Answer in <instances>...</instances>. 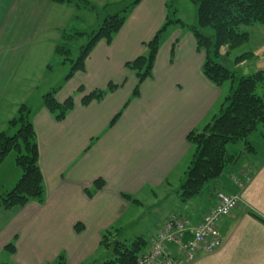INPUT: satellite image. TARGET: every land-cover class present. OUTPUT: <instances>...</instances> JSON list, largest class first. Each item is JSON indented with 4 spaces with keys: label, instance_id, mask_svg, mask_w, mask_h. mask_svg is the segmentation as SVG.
<instances>
[{
    "label": "crops",
    "instance_id": "obj_1",
    "mask_svg": "<svg viewBox=\"0 0 264 264\" xmlns=\"http://www.w3.org/2000/svg\"><path fill=\"white\" fill-rule=\"evenodd\" d=\"M168 4L169 0H141L112 42L96 45L85 71L65 79L70 85L77 75L90 74L86 84L80 85L83 94L86 87L89 94L117 85L104 100L89 106L76 102L63 121H57L43 106L44 94L28 105L37 133L45 194L42 202L0 209V264H57L60 257L65 264H101L110 255L101 244L107 231L115 234L112 241L144 238L150 243L173 213L186 218L192 227L197 225L217 205L221 194L240 195L239 205L218 222L222 247L200 253L193 263L180 264H264V138L257 135L258 146L249 141L253 152L241 143L230 146L236 161L193 201L181 203L178 194L165 191L171 183H180L189 167L192 147L188 134L203 130L228 96L226 84L216 87L204 76L205 55L188 28H168L152 78L142 84L140 96L131 99L116 124L109 126L137 83L125 64L147 53L145 44L166 23ZM82 6L73 0H0V108L19 87L33 83L34 92L40 88L28 71V57L35 48L40 51L46 33L53 35L59 26L57 17L81 11ZM247 32L250 40L244 46L257 41L247 52L244 46L236 55L237 50H221L222 55H229L230 64L250 55L251 61L234 66L241 75L264 70V25L248 27ZM58 39L52 36L49 41ZM248 68L253 72H247ZM22 104L15 101L8 117ZM11 119L0 124V132ZM246 173L251 179L242 188L237 178ZM20 177L18 173L2 186L0 195L13 189ZM97 181L104 184L99 190ZM145 191L156 199L151 206L165 207L158 225L154 220L147 223L151 219L143 211ZM10 244L15 246L14 253L6 249Z\"/></svg>",
    "mask_w": 264,
    "mask_h": 264
},
{
    "label": "trees",
    "instance_id": "obj_2",
    "mask_svg": "<svg viewBox=\"0 0 264 264\" xmlns=\"http://www.w3.org/2000/svg\"><path fill=\"white\" fill-rule=\"evenodd\" d=\"M140 1L136 0L123 9L122 3L108 4L104 7V10L108 11L107 15L99 22L97 29L92 31L89 44L82 48L78 60L73 62L66 80L85 71L86 61L96 45L102 41L110 44L126 23L128 13ZM190 1L196 6L195 25H187L180 19L173 20L170 15L171 5L168 4L166 23L145 44L147 53L126 63L125 68L134 74L137 83L130 100L109 125L113 127L116 124L130 105L131 99L140 96L142 84L152 78L155 62L168 28L171 25L188 28L196 40L198 50L204 52L202 67L204 76L216 87L230 84V90L220 106L219 113L212 121L203 130L188 134L187 139L192 147L190 163L179 188L175 191L181 203H189L198 198L208 184L222 177L226 167L236 161L237 157L229 153L230 146L242 141L246 144V151L253 152L255 149L249 143V137L258 132V135L264 138V70L241 75L234 66L246 59L250 60V55L245 54L230 64L227 60L229 55L221 54L222 48L226 47L231 52L249 42V32L243 31V27L264 25V0ZM111 9L114 11H110ZM176 13L175 10L173 16H176ZM208 30L212 33L207 34ZM68 52L69 49L65 45L56 48V54L59 56ZM65 57L66 62L68 56ZM249 71L248 68L247 72ZM117 89V85L109 84L106 89L94 90L84 96L82 106L101 102ZM260 89L263 93L259 92ZM79 90L82 91V87ZM42 103L57 121H63L75 107V100L71 96L63 102L58 101L56 90L45 94ZM31 114V108L22 104L17 115L8 122L7 131L0 132V166L11 153H15L16 166L22 171V176L15 187L0 195V209L5 211L24 207L32 201L42 202L44 199V176L40 168L37 133ZM250 179V175L246 173L242 178H237V184L240 183L243 188ZM103 186L102 181L95 183L96 190ZM125 198L131 200L128 196ZM111 233L114 234L110 231L102 238L101 244L109 250L110 255L101 264H138L140 256L149 248L148 240L137 238L131 243L112 241ZM6 249L10 253L15 252L14 244L8 245ZM63 260L64 258L60 257L57 264H65Z\"/></svg>",
    "mask_w": 264,
    "mask_h": 264
},
{
    "label": "rangeland",
    "instance_id": "obj_3",
    "mask_svg": "<svg viewBox=\"0 0 264 264\" xmlns=\"http://www.w3.org/2000/svg\"><path fill=\"white\" fill-rule=\"evenodd\" d=\"M73 1H75L77 5L79 4L83 5L82 7L84 8L81 11H76V12L73 11L69 13L67 16L62 14L55 19L57 20L56 22L57 24H59V26L57 27V29L55 30L52 36H54L55 38H59L58 41H56L55 43L49 41V39H51L52 36L50 37V33H46L45 41L40 46V51L38 48H35L33 53L30 54V57H28V59H30L28 71L32 75L31 77L33 81L35 79L34 82H37V84L39 83L41 84L40 88L36 92H34L32 86L33 83L32 84L28 83L26 86L24 85L22 88L19 87L17 92L11 90L14 94H10L9 96H7L4 102L1 104L0 124L6 121L8 118L11 119L12 117L17 115V112H15L13 113V115H10V117H8V115L12 111V107H13L12 105L15 101H22L23 104L30 105L31 102H34L35 100H39V97L43 96L41 94L45 95L47 93L53 92L54 90H56L57 92L58 101L62 102L64 99H66L68 94H71V97H73L75 100V105L76 102L78 101L82 105V99L84 98V95L88 93L89 89L86 87V93L83 94V92L79 90V88L80 85H82L83 81L86 84V80H89L91 75L88 74L87 76H84L79 74L74 78L73 82L70 85L66 84L65 78L69 74L73 62H76L78 60L82 48L85 47L90 42L92 31L97 29V25L99 24V22H101L107 15L108 11L104 10V7L106 5L122 3L121 9H123L124 6L130 5L136 0H93L90 2L87 0H73ZM169 4L171 5L170 15L173 20L180 19L184 21L187 25L196 24L197 22L196 6L190 0H170ZM175 10L177 11V13L176 16H173V12ZM110 11H114V9H111ZM247 29L248 27L242 28L243 31H247ZM79 33L81 35H79ZM211 33L212 31L208 30L207 34H211ZM257 39L258 38H256V40ZM256 42L257 41L254 40L252 44H250L249 46L248 45L244 46L245 48H243L244 49L243 51L247 52V50L252 48ZM59 45H65L66 48L69 49V52L66 55H64L65 53L61 54L62 56L56 54V48ZM234 53L235 54L233 55H236V53H238V50L237 52ZM65 56H68L66 62L64 61L66 59ZM251 60L252 59H250V61ZM249 72H253V69H250ZM224 89L227 92V94H229L228 90L230 89V84H226ZM259 92L263 93L262 89H260ZM41 105L42 104H40V106ZM123 107L121 109H123ZM2 130L7 131V128L4 127ZM257 135L258 132H256L255 134L249 137V141L254 146H258L259 144ZM239 143H241L240 145H242V147L243 146L246 147V144L244 142L241 141ZM231 147H235V146H231ZM236 150L238 149L231 148V151L235 152ZM18 173L20 174V176H22V171L20 170V168L16 166L15 163V153H11L0 166V190L2 189V186H5L6 184L12 182V180L18 175ZM171 184L172 186L169 185L166 186L165 191L169 193L173 192L174 194L175 191H177V189L179 188L180 183L177 181L176 183L173 182ZM143 193L144 196L142 197V199L146 205V208L143 211L146 212V214H148L147 217L151 219L150 221H147V223H150L151 221L154 220V225H158V222L161 218L159 216H161V214L165 212L164 211L165 207L151 206L157 203L156 199L151 196L150 192L145 191ZM184 212L186 215L190 213V212L187 213L186 211ZM144 226L145 224H142L141 228ZM141 228L138 227V229ZM110 235L112 237V235L115 234L111 233ZM134 240L136 239H129L128 243H131ZM91 263L92 261H88V263L86 264H91Z\"/></svg>",
    "mask_w": 264,
    "mask_h": 264
},
{
    "label": "built area",
    "instance_id": "obj_4",
    "mask_svg": "<svg viewBox=\"0 0 264 264\" xmlns=\"http://www.w3.org/2000/svg\"><path fill=\"white\" fill-rule=\"evenodd\" d=\"M239 203V194H221L218 204L207 211L194 227L182 216L171 215L151 239L138 264L193 263L200 253L209 254L218 250L223 243L218 222L229 216Z\"/></svg>",
    "mask_w": 264,
    "mask_h": 264
}]
</instances>
